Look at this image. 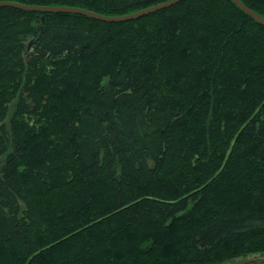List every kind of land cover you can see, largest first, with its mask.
I'll return each mask as SVG.
<instances>
[{
	"label": "trees",
	"instance_id": "1",
	"mask_svg": "<svg viewBox=\"0 0 264 264\" xmlns=\"http://www.w3.org/2000/svg\"><path fill=\"white\" fill-rule=\"evenodd\" d=\"M0 1L117 16L168 0ZM243 252H264V24L233 0L126 21L0 7V264Z\"/></svg>",
	"mask_w": 264,
	"mask_h": 264
},
{
	"label": "water",
	"instance_id": "2",
	"mask_svg": "<svg viewBox=\"0 0 264 264\" xmlns=\"http://www.w3.org/2000/svg\"><path fill=\"white\" fill-rule=\"evenodd\" d=\"M182 0H168L166 2L159 3L157 5L147 7L145 9H142L140 11L134 12V13H129L125 15H117V16H107V15H102L96 12H93L88 9L84 8H79V7H73V6H41V5H27V4H21L13 1H0V7L3 6H13L21 9H26V10H35V11H44V12H71V13H80V14H85L97 19H102V20H109V21H126V20H131L134 18H138L141 16H144L146 14L153 13L155 11L171 7L175 5L176 3L180 2ZM236 5H238L245 13L250 15L252 18L257 20L258 22L264 24V16L257 13L250 7H248L243 1L241 0H233Z\"/></svg>",
	"mask_w": 264,
	"mask_h": 264
},
{
	"label": "rangeland",
	"instance_id": "3",
	"mask_svg": "<svg viewBox=\"0 0 264 264\" xmlns=\"http://www.w3.org/2000/svg\"><path fill=\"white\" fill-rule=\"evenodd\" d=\"M11 116H12V114L10 115V117ZM7 121L9 122V119L8 118H7L6 122ZM254 256H256V257H259V256L264 257V252H243V253H240L237 256L231 257L229 260H227V262H224V263H214V264H236V263L239 264L241 260H244L246 258H248V259L251 258L252 259V257H254Z\"/></svg>",
	"mask_w": 264,
	"mask_h": 264
},
{
	"label": "flooded vegetation",
	"instance_id": "4",
	"mask_svg": "<svg viewBox=\"0 0 264 264\" xmlns=\"http://www.w3.org/2000/svg\"><path fill=\"white\" fill-rule=\"evenodd\" d=\"M238 264V263H236ZM239 264H264V257L262 256H259V257H252V259H244V260H241Z\"/></svg>",
	"mask_w": 264,
	"mask_h": 264
},
{
	"label": "bare ground",
	"instance_id": "5",
	"mask_svg": "<svg viewBox=\"0 0 264 264\" xmlns=\"http://www.w3.org/2000/svg\"><path fill=\"white\" fill-rule=\"evenodd\" d=\"M13 2H17V1H13ZM17 3H20V2H17ZM21 4H25V3H21ZM27 5H31V4H27ZM24 10H26V9H24ZM32 11H35V10H32Z\"/></svg>",
	"mask_w": 264,
	"mask_h": 264
}]
</instances>
